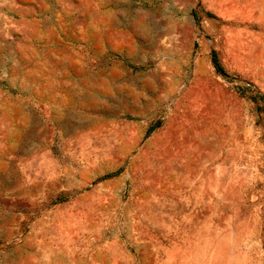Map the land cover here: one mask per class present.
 <instances>
[{"label":"rangeland","instance_id":"1","mask_svg":"<svg viewBox=\"0 0 264 264\" xmlns=\"http://www.w3.org/2000/svg\"><path fill=\"white\" fill-rule=\"evenodd\" d=\"M0 264H264V0H0Z\"/></svg>","mask_w":264,"mask_h":264},{"label":"trees","instance_id":"2","mask_svg":"<svg viewBox=\"0 0 264 264\" xmlns=\"http://www.w3.org/2000/svg\"><path fill=\"white\" fill-rule=\"evenodd\" d=\"M213 63H214V66L216 67V69L220 73L224 74V76H225V72L223 71V69H222L221 65L219 64V61L215 55L213 56Z\"/></svg>","mask_w":264,"mask_h":264}]
</instances>
